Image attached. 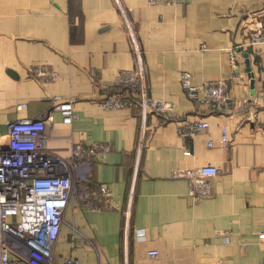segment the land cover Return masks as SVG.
Here are the masks:
<instances>
[{
    "label": "crops",
    "instance_id": "1",
    "mask_svg": "<svg viewBox=\"0 0 264 264\" xmlns=\"http://www.w3.org/2000/svg\"><path fill=\"white\" fill-rule=\"evenodd\" d=\"M118 1L0 0V147L7 144L8 122L41 116L48 146L63 156L71 139L110 146L93 162L91 182L94 190L106 184L109 195L69 201L52 264L68 255L80 264H264L258 237L264 232V35L251 43L258 22L264 26V0ZM125 18L148 94L174 106L169 118L147 116L127 232L123 212L142 130L139 100L99 104L108 94L103 86L118 90L121 72L138 68ZM183 70L194 85L225 80L230 108L209 111L202 92L189 98ZM56 95L73 100L71 124L53 107ZM184 119L209 126L184 136ZM222 126L231 139L225 146ZM207 163L219 169L208 178L212 193L192 201L188 180L172 173ZM136 228L144 229V239L136 238ZM150 249L158 254L150 256Z\"/></svg>",
    "mask_w": 264,
    "mask_h": 264
},
{
    "label": "built area",
    "instance_id": "2",
    "mask_svg": "<svg viewBox=\"0 0 264 264\" xmlns=\"http://www.w3.org/2000/svg\"><path fill=\"white\" fill-rule=\"evenodd\" d=\"M118 4L119 1L115 0ZM189 0H147L153 5H172ZM122 12L124 9L121 7ZM129 36L138 59L136 70L122 71L117 78L118 90L110 91L99 101L105 108L128 105L127 97L137 98L140 107L142 130L136 147L134 174L128 190L125 208V232L128 230L130 207L133 198L135 175L143 150L145 122L150 112L169 118L174 113L171 102L152 98L145 83V70L138 49L135 32L125 18ZM264 26L259 22L251 36V43L262 40ZM238 56V49L231 48L230 58L233 63ZM181 84L186 95L196 99L203 93V101L211 112L228 110L232 97L225 80H207L201 85L191 83V73L181 72ZM55 78V75H53ZM121 89V90H120ZM54 108L62 115V122L71 124L75 117L73 100L61 95L53 96ZM245 102L247 99L244 100ZM23 106V105H19ZM6 146L0 147V264H52L53 248L60 233L64 211L71 199L88 201L98 196H108L106 184H100L97 190L91 187L92 164L100 154L109 150L107 142L71 139L69 154L63 156L47 144L46 119L25 118L8 122ZM209 123L202 119H184L179 126L180 134L193 136L206 129ZM226 126L221 128L219 143H230ZM209 145L213 144L209 140ZM190 151L187 150L186 154ZM216 165L207 163L182 170H175L173 177H185L188 180V195L197 201L212 193L210 176L218 173ZM91 187V188H90ZM73 229V234H76ZM137 239H144L143 228L134 229ZM264 239V232L258 236ZM229 241V239H227ZM150 256H156L158 250L150 249ZM61 264H80L77 257L65 256Z\"/></svg>",
    "mask_w": 264,
    "mask_h": 264
},
{
    "label": "trees",
    "instance_id": "3",
    "mask_svg": "<svg viewBox=\"0 0 264 264\" xmlns=\"http://www.w3.org/2000/svg\"><path fill=\"white\" fill-rule=\"evenodd\" d=\"M134 99H137V98H134Z\"/></svg>",
    "mask_w": 264,
    "mask_h": 264
},
{
    "label": "rangeland",
    "instance_id": "4",
    "mask_svg": "<svg viewBox=\"0 0 264 264\" xmlns=\"http://www.w3.org/2000/svg\"><path fill=\"white\" fill-rule=\"evenodd\" d=\"M91 188V187H90Z\"/></svg>",
    "mask_w": 264,
    "mask_h": 264
}]
</instances>
